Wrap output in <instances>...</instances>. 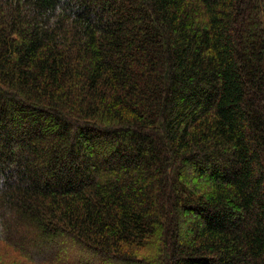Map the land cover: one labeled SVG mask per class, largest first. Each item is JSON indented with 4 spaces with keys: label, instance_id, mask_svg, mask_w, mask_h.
Returning a JSON list of instances; mask_svg holds the SVG:
<instances>
[{
    "label": "trees",
    "instance_id": "trees-1",
    "mask_svg": "<svg viewBox=\"0 0 264 264\" xmlns=\"http://www.w3.org/2000/svg\"><path fill=\"white\" fill-rule=\"evenodd\" d=\"M0 264H264V0H0Z\"/></svg>",
    "mask_w": 264,
    "mask_h": 264
}]
</instances>
